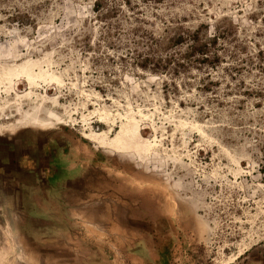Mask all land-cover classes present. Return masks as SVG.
<instances>
[{
  "label": "rangeland",
  "instance_id": "374dc122",
  "mask_svg": "<svg viewBox=\"0 0 264 264\" xmlns=\"http://www.w3.org/2000/svg\"><path fill=\"white\" fill-rule=\"evenodd\" d=\"M0 167V264H264V0H0Z\"/></svg>",
  "mask_w": 264,
  "mask_h": 264
},
{
  "label": "crops",
  "instance_id": "0c3cea01",
  "mask_svg": "<svg viewBox=\"0 0 264 264\" xmlns=\"http://www.w3.org/2000/svg\"><path fill=\"white\" fill-rule=\"evenodd\" d=\"M1 168V167H0ZM14 170V169H13ZM21 169H19V171H20ZM5 171V170H4ZM16 171V170H15ZM5 172H8V171H5ZM9 181V182H8ZM13 180H7V179H1L0 178V199H4L5 197H7V196H16L15 195V193L14 194H12V193H7L6 192V190H7V188L8 189H11V182H12ZM14 181H16V180H14ZM21 182V181H20ZM19 182V183H20ZM2 200H0V202H1Z\"/></svg>",
  "mask_w": 264,
  "mask_h": 264
},
{
  "label": "bare ground",
  "instance_id": "6f19581e",
  "mask_svg": "<svg viewBox=\"0 0 264 264\" xmlns=\"http://www.w3.org/2000/svg\"><path fill=\"white\" fill-rule=\"evenodd\" d=\"M34 125H36V126H41V125H39V124H36V123H34ZM29 126V125H28ZM119 149V148H118Z\"/></svg>",
  "mask_w": 264,
  "mask_h": 264
}]
</instances>
